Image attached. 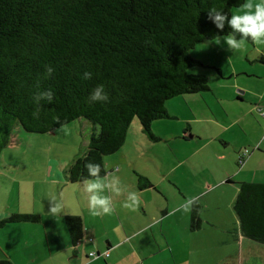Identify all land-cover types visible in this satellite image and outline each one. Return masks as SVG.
I'll return each instance as SVG.
<instances>
[{"label": "trees", "instance_id": "1", "mask_svg": "<svg viewBox=\"0 0 264 264\" xmlns=\"http://www.w3.org/2000/svg\"><path fill=\"white\" fill-rule=\"evenodd\" d=\"M245 0H0V154L15 126L29 132H50L78 118L91 131L83 150L64 169L70 183L88 177L85 163L100 164L118 151L135 118L152 140V121L168 117L166 102L183 94L208 90L203 72H189L202 64L190 54L194 46L231 32L218 30L207 10L231 9ZM239 39V36L237 35ZM252 42L251 40H248ZM55 68L44 77L45 66ZM215 71L220 68L214 66ZM92 79H82L85 72ZM54 92L53 102L41 101L39 118L33 94ZM103 84L109 102L88 101L92 88ZM59 116L61 124L55 122ZM248 153L244 149L240 159ZM139 179L144 176L138 175ZM233 210L244 237L264 243V182L239 181ZM201 205L190 211V229L200 227ZM35 213L14 212L6 222H38ZM70 242L82 238L78 215H65ZM102 254L107 255V252ZM98 257L101 253L91 252ZM0 264H11L0 259Z\"/></svg>", "mask_w": 264, "mask_h": 264}, {"label": "crops", "instance_id": "2", "mask_svg": "<svg viewBox=\"0 0 264 264\" xmlns=\"http://www.w3.org/2000/svg\"><path fill=\"white\" fill-rule=\"evenodd\" d=\"M247 50V53L253 51L250 48ZM240 64L236 68L231 63L232 67L228 72L217 65L220 68L218 74L222 79L233 80L231 82L232 87L229 88L230 91L224 94L214 95L215 104L220 105L223 109V111L217 112L221 119L216 115L212 117L213 120L205 118L206 122L212 123L211 138H207L205 144L203 141L199 144V147H204L209 141L220 139L226 150L219 149L216 154L223 160L229 161V167L221 173L220 179L221 181L225 180L223 185L235 186L236 190L237 184L228 183L227 178L233 179L234 182H264L261 173H258L264 164V147L261 146L264 141V121L260 119H264V48L253 54L249 60V65L242 63L241 60ZM240 75L244 77L242 80H245V84L238 83V76ZM247 78H252L253 81H249ZM236 87L238 88L235 92ZM208 90L211 91L212 89L209 88ZM202 92L204 91L183 94V96L201 94ZM201 97L205 98L202 95ZM222 100L226 103L227 108L222 106ZM169 102V100L166 102L168 117L165 119L176 118L175 113L170 111ZM230 103L234 104L235 107L232 108ZM198 123L200 128L195 129L187 120L192 137L202 140L200 132L207 129L201 126L200 121ZM181 129L186 130L184 127ZM184 131L170 129L172 137L181 136L184 141H187ZM228 147L231 150H228ZM134 148L136 147L134 146ZM245 148L248 149V153L244 156L243 164L238 166L239 153ZM109 156L104 157L105 169L106 158ZM128 157L127 152H125L119 158H115L121 160L118 165L122 167L123 165L128 166ZM113 162H107L108 173L113 172ZM251 166H256L254 172ZM121 167H117V173H120ZM245 167L247 168L245 169ZM163 171L165 178L170 182L174 181L168 174L171 172L170 170L168 172ZM134 173L139 184L134 190L139 198V205L135 210L123 206L124 197H114V211L111 214L93 216L88 210L87 198L81 182L70 183L66 178L62 188L69 191L62 196L65 209L59 216L50 214L49 208L45 206L44 202L43 209L40 203L37 205L35 200H32L31 204L28 203L29 208L22 209L18 205L19 208L14 210H0V222L14 212L35 213L39 216L38 222L0 224V227L5 229V244L2 247L3 252L0 253V259H7L11 264H189L191 237L207 230L216 233V228L219 225L218 230L225 234L224 244H230V241L237 239L240 245L239 257L235 256L236 251H225L222 253V258L226 260L240 258L239 264H245L246 252H243L242 248L244 245L242 238L245 237L241 233L240 226L239 228H232L235 229V232L228 236L225 232L231 230L232 226L230 225L233 222L229 224L227 221L221 220L217 223V220L215 222L213 219L206 218L204 221L201 219L198 229L192 230L190 229V211H174L183 200L189 197L199 198L200 189L195 183L187 178L178 179L179 182H174L178 189L175 192L169 186L164 188L165 181L163 178L147 174L144 170L134 171ZM138 175L144 176L146 179H139ZM117 176H119L122 186L125 187L124 178L120 175ZM197 180L195 179V181ZM50 181L52 184L54 183L53 179ZM212 185H216V182H213ZM156 192H159L167 202L165 203L160 199ZM198 198L197 201L200 203ZM26 201L29 200L26 198ZM201 211L202 205L200 218ZM65 215H78L82 219V238L76 244L70 242L66 224L62 222V217L64 218ZM215 233L214 235H216ZM218 243H222V241ZM202 244L213 249L210 242L201 241H194L192 247L198 250ZM215 247L217 246H214V254H212L213 250L206 253L210 261L219 259V253ZM91 252L101 253V255L94 257L90 255ZM103 252H107V255L102 254Z\"/></svg>", "mask_w": 264, "mask_h": 264}, {"label": "rangeland", "instance_id": "3", "mask_svg": "<svg viewBox=\"0 0 264 264\" xmlns=\"http://www.w3.org/2000/svg\"><path fill=\"white\" fill-rule=\"evenodd\" d=\"M242 12L243 10L240 7L231 9V15L242 14ZM249 48L253 51L247 53V49ZM262 48H264V45L257 46L247 41L246 45L239 51H231L223 44V37L204 40L196 44L190 50V54L194 58L201 60L202 64L194 65L188 71L203 72L207 76L211 91L216 92L212 93L208 90L201 94L178 95L170 99L168 105H171L170 111L175 113L176 118H159L152 121L151 131L157 137V140L149 139L141 131L140 124L135 118L131 123L124 145L118 152L110 154L106 158V173L109 172L107 162L114 161L112 173L124 178L126 182L125 187L128 191H134L136 190L135 187L139 186L134 171L139 172L140 170H144L147 174L163 178L165 181L164 188L169 186L175 192L178 189L174 185V182H179L178 179L181 178H187L200 189L199 198H197L202 205L201 219L203 221L206 218L209 220L213 219L215 222L217 220V223L221 220H225L229 224L233 222L230 225L232 226L231 230L225 232L228 236L233 235L235 229L232 228H239V222L233 210L237 190L235 186L223 185L225 180L221 181V173L225 172L229 167V161L227 159L223 160L216 154V151L219 149L226 150V147H224L220 139H213L204 147H199V144L202 141L205 144L206 139L211 138L212 123L206 122L205 118L213 120L212 117L216 115L221 119L217 112H221L223 109L220 105L215 104L216 99H214V95L224 94L230 91L229 88L232 87L231 82L233 80L222 79L215 71L214 66L219 65L228 72L232 67L231 63L236 68L241 65L240 60L242 63L249 65V60L253 54L258 53ZM242 79H244L243 76H238L239 84H245V80ZM247 79L253 81L252 78ZM237 88L234 89L235 92ZM201 95L205 98L203 99ZM223 101H221L222 106L227 108L226 103ZM231 106L232 108L235 107L234 104H231ZM260 119L264 121L263 118ZM187 120L195 129L200 128L199 121L201 126L207 129L200 132L202 140L192 137ZM91 125L87 119L78 118L65 124L68 129L67 133L61 131V127L50 132L38 133L26 131L19 125L15 126L10 141L0 154V210H14L19 208L18 205L22 209L29 208L32 200H35L37 205L40 203L41 208L44 209L42 206L43 202L49 208V198L52 196H55L58 200H63L62 196L69 191L62 188V184L65 181L63 167L65 166L66 168L75 157V154L83 150L84 144L88 142ZM182 127L186 128V130L181 129ZM170 129H176L180 132L184 131L188 140L184 141L181 136L172 137ZM255 131L258 132L257 130ZM261 146L264 147V141L261 143ZM227 149L231 150L230 147ZM125 152L129 156L127 161L128 166L123 165L121 167L118 165V162L121 161L118 158ZM116 166L121 167L120 173L116 172ZM251 168L254 172L256 166H251ZM163 170L167 172L171 171L168 174L174 180L172 181L173 183L165 178ZM258 173H261V178L264 180V164ZM51 179L54 181L53 184L50 181ZM195 179L198 180L195 181ZM213 182H216V185H212ZM156 193L160 199L165 203L167 202L159 192ZM26 198L29 201H26ZM62 220L65 223L63 217ZM218 229L219 225L216 228V233L212 230H207L194 234L192 237L195 238L191 237L189 264H239L240 258L233 260L222 258V253L225 251H236L237 254L235 256L239 257L240 245L237 239L230 241V244H224L225 234ZM4 231L5 229L0 227L1 254L3 252L2 247L5 244ZM217 240L218 242L222 241V243H218ZM194 241L210 242L213 249L208 247L209 243H207V245L202 244L198 250L197 248L195 250L192 247ZM242 241L244 244L242 246L243 252H246V261L243 259L245 264H264V243L246 237L242 238ZM214 246H217L215 250L219 253V259L217 261H210L206 253L213 250L212 254H214ZM234 260L235 262L232 263ZM183 261L185 260L183 259Z\"/></svg>", "mask_w": 264, "mask_h": 264}, {"label": "clouds", "instance_id": "4", "mask_svg": "<svg viewBox=\"0 0 264 264\" xmlns=\"http://www.w3.org/2000/svg\"><path fill=\"white\" fill-rule=\"evenodd\" d=\"M243 10L242 14H232L230 17L227 13L219 8H209L207 18L218 30H223L225 23L230 27L231 32L223 36V44L228 50L239 51L248 40L257 46L264 45V0H245V3L239 6ZM239 36V39L237 38ZM219 38V37H218ZM219 43V42H218ZM55 68L51 65L45 66L44 77L50 78ZM82 79H92V73L85 71ZM37 91L33 94V102L37 105V110L33 112L34 118H39L41 101L53 102L55 94L51 88L41 90L39 81L36 84ZM88 101L109 102V96L105 91L103 84H98L91 89ZM56 123L61 124L60 117H54ZM61 131L67 133L68 129L61 124ZM84 167L88 172V177L82 179L81 184L83 192L86 194L88 210L93 216L109 215L114 211L113 198L124 197L123 206L132 210L139 205V198L136 192L128 191L121 184L119 176L114 173H105L101 176V166L98 163L88 161ZM107 193V194H105ZM49 213L60 215L64 211L63 200H58L55 196L49 198ZM198 201L196 197H189L183 200L174 211H192Z\"/></svg>", "mask_w": 264, "mask_h": 264}, {"label": "built area", "instance_id": "5", "mask_svg": "<svg viewBox=\"0 0 264 264\" xmlns=\"http://www.w3.org/2000/svg\"><path fill=\"white\" fill-rule=\"evenodd\" d=\"M263 115H264V112H263ZM244 159H240V162H242ZM244 162V161H243Z\"/></svg>", "mask_w": 264, "mask_h": 264}]
</instances>
